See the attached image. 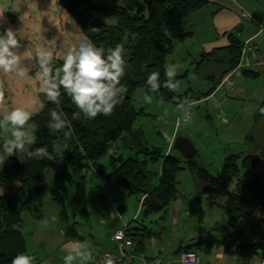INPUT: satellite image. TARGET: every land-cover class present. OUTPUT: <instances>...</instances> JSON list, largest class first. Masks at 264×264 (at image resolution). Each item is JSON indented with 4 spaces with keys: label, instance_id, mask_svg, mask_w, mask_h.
<instances>
[{
    "label": "trees",
    "instance_id": "1",
    "mask_svg": "<svg viewBox=\"0 0 264 264\" xmlns=\"http://www.w3.org/2000/svg\"><path fill=\"white\" fill-rule=\"evenodd\" d=\"M60 3L76 20L82 33L97 46L104 47L107 51L118 43L124 44L126 75L132 79H126L127 92L111 115L101 114L91 120L83 117L75 120L72 122L70 135H65L64 131L51 132L48 129L50 112L56 105L45 94L41 95L43 106L32 111L34 115L29 124L36 129V146L47 145L49 151L59 156L52 160H37L21 154L12 155L0 167V264H10L18 253H29L19 226L21 213L30 208L33 196L51 188L53 201L60 204L61 213L66 214L61 196L65 181L81 168L84 173L92 170L99 175L96 163L106 154L110 156V172L105 176L106 184L111 189L124 190L128 195L143 197L141 212L144 215H164L178 194L176 176L183 169L181 159L170 151L165 153V149L149 147L142 131L137 134L133 125L143 112L134 108L133 94L138 88H142L152 92L158 99H173L175 93L163 83L166 80V58L173 52L175 42L191 36L192 33L186 28L187 18L205 5L206 0H60ZM228 38L229 44L226 47L204 53L195 62L198 75L204 77L207 74L206 77L213 82L206 95L238 64L242 44L232 35ZM222 53L226 55L222 56ZM62 65L63 61H57V67ZM152 72H159L161 79V87L155 92L146 83L147 76ZM182 77L183 75H177L176 79ZM61 91V105L71 118L75 106L71 98L63 93V89ZM179 97L178 106L181 108V105H187L183 104L186 103L187 94H180ZM119 140L126 148L124 152L113 147ZM249 140L254 138L250 137ZM57 145L63 146L65 150L58 153ZM258 156L257 153L228 155L218 178L192 158L186 163L187 169L198 180L211 184L214 188L210 193L212 196L219 194L227 198V208L232 211V216L227 221L216 223L214 229L220 233L224 231L220 239L224 252L246 261L258 254L264 255V179L248 180L241 185L242 192H231L228 186L232 185L233 180H239L241 169L254 168ZM156 161H160L161 165L158 179L154 181L155 174L149 168V163ZM47 169L52 170L57 180L50 188L45 176ZM238 184L239 182L236 186ZM239 217L250 220L253 225L251 237H244L237 230L234 222ZM75 224L74 220L68 224L69 236L75 235ZM126 227L138 253V250L144 248L148 234L133 233V228ZM212 239L215 237L209 235L207 241Z\"/></svg>",
    "mask_w": 264,
    "mask_h": 264
},
{
    "label": "crops",
    "instance_id": "2",
    "mask_svg": "<svg viewBox=\"0 0 264 264\" xmlns=\"http://www.w3.org/2000/svg\"><path fill=\"white\" fill-rule=\"evenodd\" d=\"M0 14H2L0 16V26L4 28L11 27L14 30L19 29L20 35L25 37L22 41L23 46H28L33 51L37 47L44 48L50 46L56 57V65L57 61H63V56L67 53L68 49L74 44H78L81 38L88 39L87 37L80 36L78 25L69 12L61 5L60 0H0ZM186 28L192 33L188 38L197 37L195 38L196 47L189 49L188 45L184 51L178 53H181L183 61L186 60L190 63L197 62L204 53H210L215 48L226 47L229 44L228 37L230 35L236 37L242 46L246 41L256 45L257 58L254 57L256 63L254 62L249 68V72L242 71L235 75V84L230 92L224 93L223 88H220L218 83L210 94L206 95L207 93L195 91L191 95L196 96L198 94L199 96L197 95V98H192V96L188 98L187 95L185 98L187 99L186 103H183L194 105L209 102L212 109L206 107L205 110L206 117H210L211 119L212 115L209 113L216 111L219 106L218 102H221L223 94H228L229 107H233V103H239L244 106H240L243 112L238 119L228 117L226 114L223 117L221 116V112L218 111V119H222L220 122L225 128L229 132L238 134V138L236 139H229L225 134H222L221 138L229 139L234 144L239 141V144L241 143L239 146L241 147L244 143L249 144V141H251L249 138H254L253 130L257 126V122H259L261 131L264 134V0H206L205 5L189 15ZM188 44L191 46L192 43ZM23 46L20 49L21 51L24 50ZM185 53L187 56H185ZM225 55V53H222V56ZM168 56L165 65L168 62L175 63V60L172 58L168 59ZM257 62L259 63L257 64ZM29 66L31 67L32 65L30 64ZM35 74V70H33L26 78L17 79L12 74L0 73V114L10 111L15 107L36 111L43 106L41 95L44 93L40 91L39 82L35 79ZM177 75L184 76L183 73ZM206 76L207 74L203 78L212 87V80ZM218 92H220V101L215 97ZM205 122L203 120V124ZM176 123L177 120L175 127H177ZM176 132L175 128L169 137L165 153L171 152L170 147L176 137ZM247 153L249 152L229 153L223 157V160L230 154L244 156ZM248 172L249 170H240V183L241 177H247ZM192 183L196 185H194L196 187L195 198L190 197L192 195H187V197L179 198L180 201L185 199L187 203H196V198L198 199L202 193L206 192L204 188L208 183L202 182L196 177L194 181L191 180V183H187L189 185V187L186 186L188 192H193L190 188ZM116 192L114 197L120 198L122 203L116 209V225L112 231L114 232L119 227L130 226V228H133V233L142 232L148 234L144 248L140 251L138 250V258L132 264H143L145 259H150L153 255L158 254L164 255L162 264H180L178 253L187 248L197 252L199 264H244L246 262V260L239 256H232L224 252L220 242L224 231L220 233L214 229L218 219L205 218L203 211L200 217V212L192 209V215L201 221V228L198 231L196 229L197 225L190 228L189 224H186L188 218L184 219L180 232H177L178 237L173 238L172 233H174L175 229L179 228V220L177 219L181 218L177 215L169 214L170 216L167 220L166 214L160 215L159 218L166 219V221L162 224L164 225L162 229L156 230L158 232L156 236L151 227L149 228V224L152 221L146 222L145 218H140V221L137 220L142 215L141 202L143 197H137L138 201L135 204L134 201H130L129 198H122L121 193ZM127 197L135 198L136 200V196L134 195H128ZM177 197L171 202V206L169 205L168 209L171 207L173 209L174 205L177 204ZM114 200L116 199H110V201ZM127 208H129L128 213L126 211ZM186 216L188 217L187 213H185L184 217L186 218ZM150 218L158 219V217ZM252 229L253 225L250 223V231ZM162 231L163 233L161 234ZM188 231L191 233L187 234L185 241H182L183 233H188ZM113 232L108 233V235H111ZM240 232L243 233L242 230ZM85 235L89 239L90 250V259L86 264H94L91 257L93 254H98L107 248V246H104L107 237L105 235L100 237L96 232L91 230L87 231ZM85 235L75 231V235L69 236L66 232L67 239L63 242L65 249L69 250L71 245L75 243V240H80ZM209 235L214 236L215 239L210 240V242L207 241ZM176 239L178 241L174 243L173 241ZM97 243L102 244L104 248L99 250Z\"/></svg>",
    "mask_w": 264,
    "mask_h": 264
},
{
    "label": "rangeland",
    "instance_id": "3",
    "mask_svg": "<svg viewBox=\"0 0 264 264\" xmlns=\"http://www.w3.org/2000/svg\"><path fill=\"white\" fill-rule=\"evenodd\" d=\"M143 1L144 0H138V2ZM75 23L78 25L76 20ZM78 27L80 36L86 37L82 33L79 25ZM195 38L197 37L186 38L183 42H175L174 51L168 56V59L172 58L175 60V63H180L181 71H179L178 74H184L182 78L178 79L180 82V89L174 92L175 96L172 100L158 99L152 92L145 91L142 88H138L134 92L132 101L133 106L137 111L142 110L143 114L138 115L133 127L136 129L137 134L142 131L144 141L149 147L160 148L162 150L166 149L169 137L176 128V136H186L195 144L197 154L192 159L198 162L199 165L204 166V169H207L211 175H217V178L220 174L222 164L224 163L223 157L227 154L243 151H248L249 153L247 154L253 152L261 154L257 158L255 167L249 170L247 177L242 176L240 179L241 183L238 180L239 186H236L238 181L235 182V180H233L232 185L230 184L228 186V190L231 192H242L243 187H241V185L246 184L248 180H256L257 178L264 179V134L261 131L259 122H257V126L253 130L254 135L252 134L254 140L249 141V144L244 143L241 147L239 146L241 145L239 141L235 144L229 141V139L238 138V134L229 132L225 128L220 122L222 119H218V111H223L228 117L238 119L243 112L240 106L244 105L233 103V107H229L230 102L228 101V94H223L221 102H218L219 106L217 110L213 113H209L212 115L211 119L210 117H206L205 110L206 107L212 109L209 102L185 105L184 108L178 106L180 94L186 93L188 98H190L192 92L200 91V93H207L211 88V84H207L208 81L196 72L197 68L195 63H190L186 60L183 61L180 55L181 53H178L184 51L185 47L188 45L189 49H194L196 47ZM80 40H82V38ZM188 43H192L191 46ZM185 56H187L186 53ZM126 68L125 74L121 77L120 84L127 88L126 79L128 77L132 79V77L126 75ZM220 88H222V86H220ZM222 90L224 93H228L225 92L224 89ZM197 95L192 96V98H197L199 96ZM219 95L220 92L215 95L218 101H220ZM146 97H150V99H146ZM186 111L191 115V121L188 124H181L179 127H175L177 118L182 117ZM203 120L206 121L204 124ZM222 134H225L229 139L226 140L221 138ZM6 138V136H0V142ZM62 147L59 145L56 146L58 153H62L63 150H65V148ZM113 147H117L123 152L126 149L120 140L114 143ZM171 153L180 157L181 165L183 166V169L179 171L176 176L178 188L177 204L174 205L173 209L172 207L167 209L165 213L167 220L169 216L173 214L181 218L177 219L179 220V228L175 229L174 233H172L173 238L178 237L177 232H180L184 219L188 218L186 224H189L190 228L196 225L197 231L201 228V221L192 215V209L198 210L200 212V217L203 211L205 218L210 217L212 219H218L217 223L230 219L232 211L227 208V198L219 194H214L212 196V194L208 192L202 193L198 199L196 198V203H187L185 199L180 201L179 198L187 197V195H192L190 197L195 198V183L190 185L193 192H188L186 190V186L189 187L187 183H191V180L194 181L195 176L186 167L189 158H184L177 150H172ZM240 163L241 162H239V164ZM160 165V161L149 163V168L155 174L153 178L154 181L158 179ZM96 169L100 176L92 170H88L84 173L81 171L83 168H81L77 173L72 174L71 178L65 181L61 196L66 206V214L61 213L62 206L55 203L51 197L50 187L55 185L57 180L52 170H46V181L50 189L44 190L33 196L30 208L25 209L21 213V223L19 226L27 242L28 252L35 257L34 264H64L63 256L66 255V251L68 250L65 249L63 242L67 239L66 232L68 224H71L73 220L76 222L75 231H78L80 234L83 233L84 235L89 230L94 231L100 237L104 235L107 237L104 246L111 248L114 245L112 240V234L114 232L112 230L116 225V209L121 205L122 201L120 198L114 197L115 195L111 196L108 194V192L117 191L109 188L105 181V176L110 172L109 154L104 155L97 161ZM262 191L264 192V183L262 185ZM118 193H121L122 198H129V200L134 201L135 204L137 203L136 201H138L137 197L136 200L135 198L127 197L128 195L124 190L118 191ZM114 198L116 200L110 201V199ZM126 211L128 213L129 208H127ZM185 213L188 214L186 218L184 217ZM160 215L161 213H151L146 215V217L142 213L141 217L137 220L140 221V218H145L146 222L152 221V223L149 224V228L151 227L154 231L153 233L157 236L158 232L156 230L162 229V226H164L162 224L166 221V219L159 218ZM150 217H158V219L155 220ZM236 219L237 218H235L234 222L236 228L243 231L244 237H251L249 219L246 217H239L237 220ZM111 232L113 233L108 235V233ZM162 233L163 231L161 234ZM190 233L189 231L188 233H183L182 241H185L187 234L189 235ZM76 241L89 242V239L85 235L84 238L75 240V242ZM176 241H178V239L173 242L176 243ZM97 247L99 250L104 248L103 245L99 243H97Z\"/></svg>",
    "mask_w": 264,
    "mask_h": 264
},
{
    "label": "clouds",
    "instance_id": "4",
    "mask_svg": "<svg viewBox=\"0 0 264 264\" xmlns=\"http://www.w3.org/2000/svg\"><path fill=\"white\" fill-rule=\"evenodd\" d=\"M24 39L19 29L0 26V73L23 79L35 70L40 91L56 105L50 112L47 123L51 132L64 131L65 135H70L73 121L82 117L95 119L101 114L109 116L122 103L127 92V88L120 84L126 68L124 44L118 43L106 51L104 47L82 39L68 49L63 56L62 67H57L56 57L50 46L37 47L33 51L22 45ZM22 46L23 51L20 50ZM179 71V62L168 63L164 69V86L173 92L180 89V82L176 79ZM146 83L151 91H158L161 87L160 73L149 74ZM62 89L75 106L71 118L61 105ZM33 115L34 112L20 107L0 114V136L7 137L0 142V167L12 155L21 154L37 160H52L59 156L49 151L47 145L36 146V129L29 124ZM89 259L90 250L86 241L73 243L63 256L64 264H86ZM34 261L33 255L21 252L11 259L10 264H34Z\"/></svg>",
    "mask_w": 264,
    "mask_h": 264
},
{
    "label": "built area",
    "instance_id": "5",
    "mask_svg": "<svg viewBox=\"0 0 264 264\" xmlns=\"http://www.w3.org/2000/svg\"><path fill=\"white\" fill-rule=\"evenodd\" d=\"M254 57L257 58V47L255 44L246 41L242 46L238 64L223 76L219 87L222 86L225 92H230L235 84V75L244 70H249L255 62ZM186 113L187 118H185ZM225 114L221 111V116L225 117ZM190 121L191 115L186 111L182 117H178L176 125L178 127L181 124H188ZM116 193L114 191L108 192L111 196ZM112 240L114 245L111 248L107 247L102 252L92 255L91 260L94 264H109V261H111V264H132L138 258V253L135 251V242L128 235L126 226L117 228L112 234ZM178 256L180 264H199V256L195 250H181ZM163 257L162 254L153 255L150 259H145L143 264H162ZM244 264H264V255L258 254Z\"/></svg>",
    "mask_w": 264,
    "mask_h": 264
},
{
    "label": "water",
    "instance_id": "6",
    "mask_svg": "<svg viewBox=\"0 0 264 264\" xmlns=\"http://www.w3.org/2000/svg\"><path fill=\"white\" fill-rule=\"evenodd\" d=\"M170 148L180 152L184 158H193L197 154L195 144L186 136H176ZM204 190L210 194L214 191V188L208 183L205 185Z\"/></svg>",
    "mask_w": 264,
    "mask_h": 264
}]
</instances>
